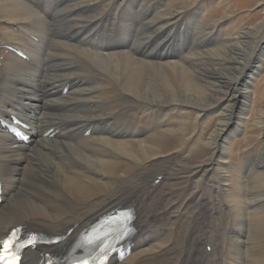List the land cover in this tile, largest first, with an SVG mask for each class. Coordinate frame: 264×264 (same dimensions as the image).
Listing matches in <instances>:
<instances>
[{
    "label": "bare ground",
    "instance_id": "1",
    "mask_svg": "<svg viewBox=\"0 0 264 264\" xmlns=\"http://www.w3.org/2000/svg\"><path fill=\"white\" fill-rule=\"evenodd\" d=\"M194 1L179 13L172 0H0V240L23 226L65 246L121 206L136 235L110 264H264V146L227 161L264 64V20L225 31ZM188 108L198 124L219 115L193 146L177 115ZM12 116L30 144L2 126Z\"/></svg>",
    "mask_w": 264,
    "mask_h": 264
},
{
    "label": "rangeland",
    "instance_id": "2",
    "mask_svg": "<svg viewBox=\"0 0 264 264\" xmlns=\"http://www.w3.org/2000/svg\"><path fill=\"white\" fill-rule=\"evenodd\" d=\"M187 3L188 5H186ZM195 4L194 0H172L173 8L178 11L190 8ZM199 7L203 11V18L208 16L214 22L223 21L224 30L229 32L241 29L242 31L251 30L252 27L257 26L264 20V0H200ZM197 44L201 45L199 36L197 37ZM218 47L217 38L209 40L207 48L214 49ZM200 53V48H194L187 54L195 58L192 68L199 65L201 57L198 55ZM178 62L184 65L182 62ZM251 91V105L245 118L246 124L241 132L233 134L228 162H237L242 155L252 151V155L259 157L264 146V64L255 76ZM177 115L184 116L185 121L188 122L187 138L191 139L192 137V146L198 142L200 135H202L201 140L207 141L219 121L218 113H213L202 119V122L198 124L197 110L194 108L181 110ZM182 119L180 122H184Z\"/></svg>",
    "mask_w": 264,
    "mask_h": 264
},
{
    "label": "snow or ice",
    "instance_id": "3",
    "mask_svg": "<svg viewBox=\"0 0 264 264\" xmlns=\"http://www.w3.org/2000/svg\"><path fill=\"white\" fill-rule=\"evenodd\" d=\"M36 242L37 241H36L35 236H32L28 240V245L35 246ZM0 245H2L4 252H8V251H10V249L12 247V241H10V240H3V241H0ZM3 259H5V257L3 255H0V260H3Z\"/></svg>",
    "mask_w": 264,
    "mask_h": 264
}]
</instances>
